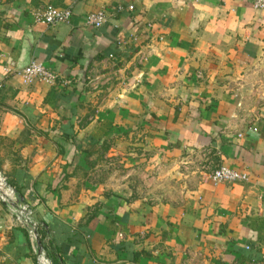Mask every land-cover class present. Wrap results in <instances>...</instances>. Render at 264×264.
<instances>
[{"label":"crops","instance_id":"crops-1","mask_svg":"<svg viewBox=\"0 0 264 264\" xmlns=\"http://www.w3.org/2000/svg\"><path fill=\"white\" fill-rule=\"evenodd\" d=\"M251 2L0 1L1 171L45 264H264V9ZM50 7L69 22L34 23ZM97 10L106 23L86 26ZM31 61L58 81L23 84ZM219 166L249 178L214 185ZM0 264H38L2 204Z\"/></svg>","mask_w":264,"mask_h":264},{"label":"built area","instance_id":"built-area-1","mask_svg":"<svg viewBox=\"0 0 264 264\" xmlns=\"http://www.w3.org/2000/svg\"><path fill=\"white\" fill-rule=\"evenodd\" d=\"M251 5L255 11H261L264 9V0H252ZM132 9L133 7L131 5L128 6V10ZM71 16L72 13L70 9H60L56 7L38 8L32 13L34 23L47 27H54L59 24L67 23ZM83 21L88 27L100 28L106 23L107 14L104 10L90 12L83 18ZM16 75L19 76L21 82L25 85H29L36 81L46 85H54L58 81V76L55 73L45 68L41 63L34 61L29 62L26 66L19 69ZM199 75L200 74H198V76ZM63 83L69 85L70 82L63 81ZM201 170H205L204 166ZM207 178L211 183L216 185L220 183L244 182L247 181L249 177L245 172H240L226 166H219L210 171ZM13 189L14 187L7 182L6 176L0 172V204L3 201L14 199ZM24 207L33 216L31 209L25 204ZM14 218L20 226L26 229L32 244L33 236L31 231L28 227L26 228V225L17 217L14 216Z\"/></svg>","mask_w":264,"mask_h":264},{"label":"water","instance_id":"water-1","mask_svg":"<svg viewBox=\"0 0 264 264\" xmlns=\"http://www.w3.org/2000/svg\"><path fill=\"white\" fill-rule=\"evenodd\" d=\"M28 64V63H27ZM14 199L6 200L1 202V204L15 217H17L26 228L31 231L33 236V250L37 257L38 264H45V258L43 255L42 245L38 239V228L39 223L34 219V217L28 212V210L24 207L23 198L18 195L15 188L13 189Z\"/></svg>","mask_w":264,"mask_h":264},{"label":"rangeland","instance_id":"rangeland-1","mask_svg":"<svg viewBox=\"0 0 264 264\" xmlns=\"http://www.w3.org/2000/svg\"><path fill=\"white\" fill-rule=\"evenodd\" d=\"M0 1H1V0H0ZM0 144H1V142H0ZM1 157H2V156H0V159L3 158V157H2V158H1ZM3 162H4V160H0V170H1V165H2ZM5 162H6V161H5ZM2 171H3V170H2Z\"/></svg>","mask_w":264,"mask_h":264},{"label":"trees","instance_id":"trees-1","mask_svg":"<svg viewBox=\"0 0 264 264\" xmlns=\"http://www.w3.org/2000/svg\"><path fill=\"white\" fill-rule=\"evenodd\" d=\"M0 172H2L1 170H0ZM5 175V174H4ZM6 176V175H5ZM7 178V177H6ZM8 182V181H7ZM9 183V182H8ZM10 184V183H9ZM11 185V184H10ZM12 186V185H11ZM13 187V186H12Z\"/></svg>","mask_w":264,"mask_h":264}]
</instances>
